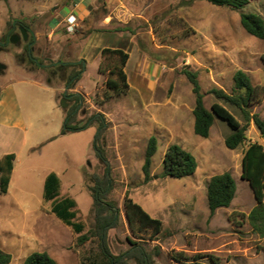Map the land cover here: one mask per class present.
<instances>
[{
  "label": "rangeland",
  "instance_id": "obj_1",
  "mask_svg": "<svg viewBox=\"0 0 264 264\" xmlns=\"http://www.w3.org/2000/svg\"><path fill=\"white\" fill-rule=\"evenodd\" d=\"M240 13L264 18V0H252L239 10L203 0H0V37L14 21H21L35 36L34 56L42 64L75 63L80 57L86 63L81 77L68 89V70L34 68L38 73L34 76L26 69L28 63L16 56L20 49L0 53V63L6 67L0 82L12 81L26 123L10 190L0 195V249L11 256L9 264H23L35 251L47 252L58 264H82L97 252L95 240L78 244V235L50 214L49 202L43 201L44 176L55 171L68 188L61 194H69L77 203L75 221L85 225L84 232L94 225L90 178L104 173L94 148L98 122L65 135L63 128L61 135L46 140L57 127L51 104L63 88L64 93L81 97L78 124L102 115L106 125L99 142L110 166L106 200L119 212L118 226L108 231L112 254L126 251L132 240L152 254L155 264H264V230L253 228L247 219L256 201L249 183L241 178L248 143L264 145V139L250 123L245 143L229 150L224 145L229 130L217 118L207 138L196 136L194 98L181 74L185 66L197 73L208 109L215 100L206 92L216 87L231 93L237 70L244 71L254 86L264 87V39L242 29ZM70 14L75 15L72 25L67 21ZM103 48L129 55L124 69L129 89L124 95L116 96L105 86L114 60L101 54L98 63L94 60ZM62 95L57 106L67 111L73 102ZM227 108L244 123L234 109ZM251 112L264 120V95ZM151 136L157 139V151L151 179L144 183L141 166ZM36 142L37 148L30 151ZM172 144L195 157L198 165L193 175L162 176L163 156ZM224 172L235 180V196L229 207L210 216L207 184ZM126 192L163 222L157 240H150V230L137 237L130 231L123 208Z\"/></svg>",
  "mask_w": 264,
  "mask_h": 264
},
{
  "label": "trees",
  "instance_id": "obj_2",
  "mask_svg": "<svg viewBox=\"0 0 264 264\" xmlns=\"http://www.w3.org/2000/svg\"><path fill=\"white\" fill-rule=\"evenodd\" d=\"M212 5L227 7L232 10L244 8L252 0H203ZM239 22L242 29L252 37L264 39V18L255 13H240ZM113 58L112 64L108 67L110 77L105 81L108 91L116 96L127 93L129 85L125 66L129 55L121 49L103 48L101 58ZM47 69L58 66L68 70L65 86L70 89L73 83L81 77L85 71L86 63L84 60L78 62H50ZM77 66V67H76ZM99 72L103 73L101 66ZM181 74L191 86L194 98L192 109L193 132L196 136L207 138L215 118L223 122L229 133L224 138V145L229 150H235L242 146L246 139L248 125L253 123L259 133L260 138L264 139V120L256 113L251 112V107L264 95V87L254 86L249 76L242 70H237L232 76L231 93L223 89L213 87L206 93L214 98V103L208 109L204 105V93L198 81L197 73L185 66L181 69ZM73 102L72 106L66 111L64 119V130L66 132H77L98 122L97 134L94 139L96 155L104 165L102 177L91 176L93 185L90 187V196L93 202L94 225L87 232H84L85 225L80 221H75L77 217V203L71 197H60V179L51 172L47 175L44 182L43 201L50 202V212L53 213L62 223L69 226L77 234V243L84 244L87 241L95 240L97 252L87 256L82 264H126L132 260L135 264H155L152 254L149 253L140 242L129 240V248L121 254H112L108 243V231L116 228L119 222V212L112 201L106 200V195L111 186L110 166L104 156V151L99 145L100 139L105 130V122L102 115H95L85 123L78 124L76 113L81 103L78 94L63 95ZM110 97L105 96L108 100ZM227 107L234 109L242 118L243 122L236 117ZM157 151V139L151 136L147 141V146L143 156L141 172L143 182L151 179L150 170L152 157ZM14 154H8L0 161V195L7 193L12 172ZM195 157L178 144L170 145L162 161V176L173 179H182L194 174L197 169ZM241 178L249 183L253 191L256 206L247 215V219L253 228L264 230V145L259 142L248 143L242 156ZM236 192V183L229 172L214 175L207 184L206 203L209 215L212 216L217 209L227 208L231 204ZM123 208L130 231L137 237L138 233L150 230V240H157L158 235L163 230V222L152 217L138 203L133 201L127 194L123 198ZM139 236V235H138ZM139 238V237H138ZM156 250L154 255H158ZM182 256V254H178ZM178 260V258H175ZM11 256L0 249V264H9ZM23 264H58L57 261L45 251H35L29 254Z\"/></svg>",
  "mask_w": 264,
  "mask_h": 264
},
{
  "label": "crops",
  "instance_id": "obj_3",
  "mask_svg": "<svg viewBox=\"0 0 264 264\" xmlns=\"http://www.w3.org/2000/svg\"><path fill=\"white\" fill-rule=\"evenodd\" d=\"M100 54H101V50L99 51L96 58L94 59L97 61V63H98V60L100 59ZM81 58L82 57H80V60H84ZM37 74L38 73H36V71H34V73L32 72V75L34 76H38ZM61 94H64V88L58 91L57 100H54L51 104V109L53 112L54 120L55 122H57V127L53 133L48 135L46 140H52L56 138L58 135H61L60 130H62L64 126L66 110L65 109L61 110L57 106V103L60 100ZM192 127H193V124H192ZM7 130H9V132H6ZM25 130H26L25 113L22 108L21 102L18 98V95L15 91V88L12 84V81L0 82V161L3 159L4 156L8 154L15 155V159L12 164L13 167H12V172L10 175V181H9L7 193L11 187V178L15 170L16 163L18 161V156L21 153V150L23 149V146L25 143V140H24ZM10 131H13V132H10ZM67 133L68 132H64L62 133V135H65ZM37 142L36 144L32 143L28 149L30 151L35 150L39 144ZM51 172L55 173L60 179V197H70L69 194H61V191L63 190L68 191L67 190L68 188L64 187L60 176L55 171L51 170L50 172L46 173V175L44 176V182H45L47 175ZM49 212H50V202H49ZM50 214L54 215L51 212ZM54 217L56 216L54 215ZM56 219L58 218L56 217Z\"/></svg>",
  "mask_w": 264,
  "mask_h": 264
},
{
  "label": "flooded vegetation",
  "instance_id": "obj_4",
  "mask_svg": "<svg viewBox=\"0 0 264 264\" xmlns=\"http://www.w3.org/2000/svg\"><path fill=\"white\" fill-rule=\"evenodd\" d=\"M22 29L26 31V39L23 36ZM36 39L34 34L30 31V29L21 21H14L9 29L2 34L0 37V53L9 52L13 49H20V54H16V56H21V60L23 64L28 63L27 70L30 72H34L37 69H42L44 71L47 70V64H42L35 56L34 53L36 51ZM0 65H3L0 63ZM36 70H35V69ZM6 67L0 69V74H3ZM65 94V93H64ZM63 94V95H64ZM62 95V96H63Z\"/></svg>",
  "mask_w": 264,
  "mask_h": 264
},
{
  "label": "water",
  "instance_id": "obj_5",
  "mask_svg": "<svg viewBox=\"0 0 264 264\" xmlns=\"http://www.w3.org/2000/svg\"><path fill=\"white\" fill-rule=\"evenodd\" d=\"M22 33H23L24 38L26 39V31H25L24 29H22ZM2 67H3V65H0V69H1ZM62 106H65V104H64V99H62ZM62 133H64V131H63Z\"/></svg>",
  "mask_w": 264,
  "mask_h": 264
},
{
  "label": "built area",
  "instance_id": "obj_6",
  "mask_svg": "<svg viewBox=\"0 0 264 264\" xmlns=\"http://www.w3.org/2000/svg\"><path fill=\"white\" fill-rule=\"evenodd\" d=\"M68 23L70 24V25H72L73 24V22L75 21V17L73 16V15H71V16H69L68 17Z\"/></svg>",
  "mask_w": 264,
  "mask_h": 264
}]
</instances>
